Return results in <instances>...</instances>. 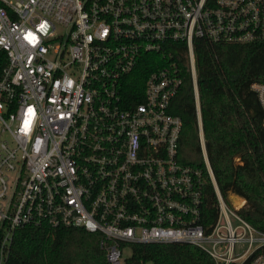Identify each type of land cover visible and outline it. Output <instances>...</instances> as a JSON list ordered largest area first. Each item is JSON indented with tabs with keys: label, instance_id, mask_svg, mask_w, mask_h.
<instances>
[{
	"label": "built area",
	"instance_id": "built-area-1",
	"mask_svg": "<svg viewBox=\"0 0 264 264\" xmlns=\"http://www.w3.org/2000/svg\"><path fill=\"white\" fill-rule=\"evenodd\" d=\"M198 38L264 42V0H0V264L26 225L99 232L108 264H133L135 242L264 264V230L223 197L207 155ZM143 63L153 66L143 97L128 98L124 78ZM187 72L217 195L211 220L208 174L179 158L172 108ZM252 88L264 106V82Z\"/></svg>",
	"mask_w": 264,
	"mask_h": 264
},
{
	"label": "trees",
	"instance_id": "trees-1",
	"mask_svg": "<svg viewBox=\"0 0 264 264\" xmlns=\"http://www.w3.org/2000/svg\"><path fill=\"white\" fill-rule=\"evenodd\" d=\"M195 49L202 130L216 181L226 200L231 193L246 199L239 211L264 230V106L252 88L253 82H264V42L212 43L198 38ZM152 67L143 63L125 76L128 98L143 97ZM172 111L183 118L180 160L208 174L189 72ZM208 178L205 209L211 220L218 205L209 174ZM100 237L82 226H22L15 231L5 264H108ZM131 247L128 262L133 264H216L207 251L190 243L135 242ZM258 252H264V246Z\"/></svg>",
	"mask_w": 264,
	"mask_h": 264
},
{
	"label": "rangeland",
	"instance_id": "rangeland-1",
	"mask_svg": "<svg viewBox=\"0 0 264 264\" xmlns=\"http://www.w3.org/2000/svg\"><path fill=\"white\" fill-rule=\"evenodd\" d=\"M204 157H205V153H204ZM239 199H243L244 201L241 202V203H244V205L246 204V199L240 195H237V194H234V193H231L230 194V201H232L233 203L237 204V205H240V203L238 204L236 200H239ZM126 253L127 254H130L131 253V249L130 248H127L126 250Z\"/></svg>",
	"mask_w": 264,
	"mask_h": 264
},
{
	"label": "bare ground",
	"instance_id": "bare-ground-1",
	"mask_svg": "<svg viewBox=\"0 0 264 264\" xmlns=\"http://www.w3.org/2000/svg\"><path fill=\"white\" fill-rule=\"evenodd\" d=\"M237 201V203H241V202H243L244 200L243 199H239V200H236Z\"/></svg>",
	"mask_w": 264,
	"mask_h": 264
}]
</instances>
